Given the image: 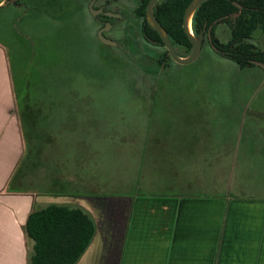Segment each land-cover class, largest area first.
<instances>
[{"label":"rangeland","instance_id":"1","mask_svg":"<svg viewBox=\"0 0 264 264\" xmlns=\"http://www.w3.org/2000/svg\"><path fill=\"white\" fill-rule=\"evenodd\" d=\"M137 5L0 0V42L8 51L26 140L11 186L98 200L202 197L227 188L262 193L263 68L241 69L206 34L194 62L154 64L147 48L161 54L165 47L145 45ZM91 7L120 13L106 32L116 46L101 41L102 19ZM230 22L214 29L220 43L230 40ZM251 41L264 51L261 28Z\"/></svg>","mask_w":264,"mask_h":264},{"label":"crops","instance_id":"2","mask_svg":"<svg viewBox=\"0 0 264 264\" xmlns=\"http://www.w3.org/2000/svg\"><path fill=\"white\" fill-rule=\"evenodd\" d=\"M13 80L0 42V264H30L27 217L53 203L81 208L94 221L93 239L75 264H264V190L98 200L11 186L26 155Z\"/></svg>","mask_w":264,"mask_h":264},{"label":"trees","instance_id":"3","mask_svg":"<svg viewBox=\"0 0 264 264\" xmlns=\"http://www.w3.org/2000/svg\"><path fill=\"white\" fill-rule=\"evenodd\" d=\"M149 1L137 0L135 16L142 20L145 34L158 40L157 45L165 47L158 32L146 18ZM234 1L243 8L240 9ZM190 2L191 0H159L154 6L157 19L168 32L175 47L182 46L188 53L192 49V43L183 28V15ZM13 3L18 4L19 0ZM228 20L231 21L230 40L223 44L214 37V29L218 23ZM192 27L196 36L202 32L206 34L211 27L215 49L241 69L255 65L253 60L264 62V51L257 50L251 41L257 28L264 31V0H207L195 12ZM146 43L152 45L145 41L146 46ZM144 51L146 52V48ZM146 54L154 64L161 66L166 59L173 61L166 48L161 54L147 48ZM95 229L93 219L81 208L55 203L34 208L25 224L27 236L34 241L30 264H75L93 239Z\"/></svg>","mask_w":264,"mask_h":264},{"label":"water","instance_id":"4","mask_svg":"<svg viewBox=\"0 0 264 264\" xmlns=\"http://www.w3.org/2000/svg\"><path fill=\"white\" fill-rule=\"evenodd\" d=\"M12 1L15 2L16 0H12ZM158 1L159 0H150L146 6V18H147L148 22L158 32L159 36L161 37L162 42L164 43L165 48L168 51V55L171 57V59L173 61H175L176 63H179V64H189V63L194 62L195 60L198 59V57L201 54L202 43H203V39H204L205 34H204V32H202L199 36H196L194 34L193 27H192V19H193L195 12L197 11V9L201 6L202 3H204L207 0H191L189 5L185 9V12L183 15V28H184L186 35L188 36L189 40L192 43V49H191L190 53L186 56H180L177 53L175 45L171 41V38H170L168 32L163 27V25L160 23V21L157 19L155 12H154V6ZM234 3L237 6H239L240 9L243 8L237 1H234ZM91 9H92V12L94 15L102 12L101 9H95L93 7H91ZM105 14L106 15H113L110 12H105ZM189 23H191V29L189 28ZM109 26H110V24L108 23L105 28H102L99 30V37L103 43L116 46L117 42L115 40L109 39L104 35V31ZM208 36H209V39L212 41L211 27L209 29ZM253 63L255 65H259L264 70V62L263 61L253 60Z\"/></svg>","mask_w":264,"mask_h":264},{"label":"flooded vegetation","instance_id":"5","mask_svg":"<svg viewBox=\"0 0 264 264\" xmlns=\"http://www.w3.org/2000/svg\"><path fill=\"white\" fill-rule=\"evenodd\" d=\"M137 7V6H136ZM97 9H101V8H97ZM102 10V12L101 13H98V15H100L99 17H100V19H102L101 21H102V25H101V28L100 29H102V28H105L106 26H107V24L109 23L110 24V26L104 31V35L106 36V32L107 31H109L112 27H113V25H114V23H113V19H117V18H120L121 17V15H120V13L118 12V11H116L115 9H107V8H102L101 9ZM105 12H110V13H112L113 15H106L105 14ZM208 32H209V30H208ZM208 32L206 33V35H207V37H208V40H209V42H210V44H211V46H213L214 47V45H215V39L212 37V41L209 39V36H208ZM142 33H143V39H144V41H147V42H149V43H152V44H154V45H157V44H159V41L158 40H156V39H152L149 35H147V34H145V31L143 30V25H142ZM108 38V37H107ZM161 38V37H160ZM109 39H111V38H109ZM113 40V39H112ZM202 44H204V41H203V43ZM112 46H114V45H112ZM215 48V47H214Z\"/></svg>","mask_w":264,"mask_h":264},{"label":"bare ground","instance_id":"6","mask_svg":"<svg viewBox=\"0 0 264 264\" xmlns=\"http://www.w3.org/2000/svg\"><path fill=\"white\" fill-rule=\"evenodd\" d=\"M189 28L191 29V23H189Z\"/></svg>","mask_w":264,"mask_h":264}]
</instances>
